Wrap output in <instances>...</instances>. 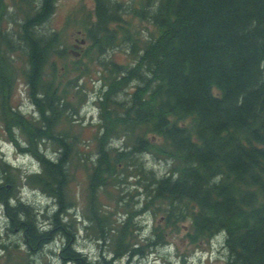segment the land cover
Returning <instances> with one entry per match:
<instances>
[{"label":"trees","instance_id":"obj_1","mask_svg":"<svg viewBox=\"0 0 264 264\" xmlns=\"http://www.w3.org/2000/svg\"><path fill=\"white\" fill-rule=\"evenodd\" d=\"M18 1L23 20L17 38L27 51L25 82L38 118L25 120L12 112L8 97L16 71L0 51V120L16 147L12 130L18 127L27 145L18 149L29 152L40 170L17 175V168L0 162V205L28 253L62 237L57 253L62 264H113L143 255L130 234L139 230L135 220L147 211L174 229L187 222L190 244L221 235L222 264H264V0H136L123 12L113 0H93L90 10H74L72 16L77 12L80 18L72 23L89 41L91 61L123 43L130 44L132 59L97 62L105 90L97 102L101 124L91 161L74 152L66 130H55L63 120L71 121L66 96L83 97L77 89L80 74L64 82L57 74L67 28L49 36L35 31L53 13L56 0ZM5 14L0 0V23ZM128 17L151 22L149 39L140 38ZM4 43L11 50L10 41ZM44 139L53 142L55 158L39 149ZM113 140H122L120 149L110 145ZM143 154L168 162V171L159 177L145 171L137 160ZM72 157L87 171L86 228L98 241L109 237L110 256L102 254L96 262L76 248L74 218L68 219L74 207L69 166L77 167ZM129 174L145 197L137 208L133 195L127 201L119 196L116 205L124 219L114 224L100 194L110 198L109 188H118ZM17 179L53 201L55 210L42 214L46 225L38 224L39 211L17 197ZM152 231L148 244L160 245L161 228ZM28 253L10 250L4 264H26Z\"/></svg>","mask_w":264,"mask_h":264},{"label":"rangeland","instance_id":"obj_2","mask_svg":"<svg viewBox=\"0 0 264 264\" xmlns=\"http://www.w3.org/2000/svg\"><path fill=\"white\" fill-rule=\"evenodd\" d=\"M19 4L18 0H3L5 5L6 14L2 16L0 23L1 34L7 36L8 41L12 44L11 50L6 56V44L3 42L0 45V51L3 54V58L8 57L12 60V68L16 71L15 80L11 88V93L8 97L9 105L18 112L24 115V118H30L33 110H36L32 105L27 94V87L25 82V72L27 70L26 50L18 41L17 35L19 32V23L23 20V11L16 6ZM39 0H32L34 4ZM136 0H113L119 4L121 12L128 10L127 8L132 5ZM93 7V0H57L53 13L49 16L46 22L38 26L35 31L41 36H49L53 32H60L62 29L68 28L61 34L62 45L60 49H65L68 54L65 58L58 60L57 74L67 79L72 77L71 72L82 75L77 81L78 87L82 89L83 97L78 95L68 94L65 101L69 102L71 109L67 111L71 121L66 119L61 124L56 126L57 132H63L66 130L69 134V140L74 142L73 149L79 157L86 158L87 161L94 160L96 157V139L95 134L98 133V124H101L99 120V110L94 107L91 99L98 93V86L102 84V77L104 71L97 62H103L111 60L113 63H131L132 59L128 57L130 50L129 46L125 43L120 46L113 47L108 50L107 53L99 55L90 60L87 51L90 43L82 36L81 28L72 24L74 19L79 20L80 13H75L72 16L74 10L81 8L86 11ZM22 9L25 10L23 7ZM126 17L125 15H123ZM70 19V23H68ZM129 24L140 29V38L142 40L149 39V33L153 32V26L150 21H139L135 18H126ZM80 33V35H78ZM85 39V43L79 49L75 50L72 46L75 44V39ZM73 51L79 53L77 57L70 54ZM64 62L69 65L70 68L62 69L59 65ZM47 73V71H46ZM132 87H128L127 90H131ZM123 95L120 93L116 99L121 100ZM74 110V111H73ZM30 112V113H29ZM38 117L37 113H34ZM32 118V117H31ZM70 123V124H69ZM14 127V125H13ZM12 135L15 139L25 145V138L16 128H13ZM123 142L120 140H113L111 146L119 148ZM39 149L43 151L48 157L55 158L57 149L53 145V142L44 139L39 144ZM0 156H2L10 164L19 167L17 169V175H22L25 172H35L40 169L39 164L29 155L20 154L15 144L11 142L5 130L3 122L0 120ZM142 159L144 164V170L152 171L155 176L159 177L168 171L169 163L152 157L150 155H143L137 160ZM72 161L77 167L69 166V183L68 190L70 199L74 203L73 209L70 210L68 219H71L73 214H77L80 221L74 220L75 229V246L77 249L84 253L88 259L96 262L102 254L110 256V242L107 236L105 240L98 241L93 235L92 230L86 228L89 226L88 221L83 214L85 206V188L87 184V171L80 164L78 165L72 157ZM1 176V173H0ZM18 180V179H17ZM19 181V180H18ZM138 179L130 177V174L126 177L124 183L119 184L118 188H109L112 195L110 198L104 193L100 194V199L104 204V208L112 212L111 218L113 223L116 224L124 219L122 215V206L116 205L117 198L124 197L127 201L130 196L133 195L132 201H136V207L139 208L144 200L145 195L142 194V190L137 188ZM18 192L20 193L21 200L26 202L34 208V211H43L47 209L53 210L54 203L49 201L39 191L33 190L31 187L24 184L23 181L17 183ZM126 192L128 196L125 195ZM135 192L138 195H135ZM119 200V199H118ZM38 214V213H36ZM71 215V216H70ZM38 224L43 225L46 218L42 217V214L37 215ZM47 222V221H46ZM139 230H132L130 234V243H137L142 250L143 255L132 256L130 258L123 257L113 264H222L226 251L223 248V239L218 237L211 238L208 242H199L198 244L188 243L185 232L187 222L177 223L174 229L167 227L162 222L160 214L153 217L151 212H145L135 220ZM159 226L161 232V245L159 247H150L148 244V237L152 236V229L154 226ZM21 233L17 230H13L9 224L6 215L3 213V207L0 205V264H4L6 260V254L8 251H14L18 253H28L26 247L21 238ZM62 237H56L54 245L50 244L43 249L33 254H27L26 264H62L58 258L57 253L64 240ZM153 239V237H151ZM151 239V240H152ZM164 244H167L166 246ZM4 246V247H2Z\"/></svg>","mask_w":264,"mask_h":264},{"label":"bare ground","instance_id":"obj_3","mask_svg":"<svg viewBox=\"0 0 264 264\" xmlns=\"http://www.w3.org/2000/svg\"><path fill=\"white\" fill-rule=\"evenodd\" d=\"M105 89V88H104ZM26 143V142H25ZM19 145H20V147L23 149V148H26L27 147V145L25 144V145H22L21 144V142H19ZM19 151V153L20 154H27V155H30L31 156V154L29 153V152H26V151H20V150H18ZM44 195V194H43ZM45 197H46V199L48 198V196H46V195H44ZM17 197L19 198V200H21V197H20V193L18 192V194H17ZM22 201V200H21ZM13 202H14V199H11L10 200V204H13ZM23 202V201H22ZM28 204V203H27Z\"/></svg>","mask_w":264,"mask_h":264},{"label":"water","instance_id":"obj_4","mask_svg":"<svg viewBox=\"0 0 264 264\" xmlns=\"http://www.w3.org/2000/svg\"><path fill=\"white\" fill-rule=\"evenodd\" d=\"M83 41H80V43H82Z\"/></svg>","mask_w":264,"mask_h":264}]
</instances>
